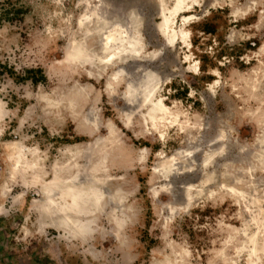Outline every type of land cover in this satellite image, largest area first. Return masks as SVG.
<instances>
[{"label":"clouds","instance_id":"clouds-1","mask_svg":"<svg viewBox=\"0 0 264 264\" xmlns=\"http://www.w3.org/2000/svg\"><path fill=\"white\" fill-rule=\"evenodd\" d=\"M11 4L0 64L36 82L0 78L6 251L39 250L44 264H264V0H187L186 42L158 37L136 78L108 43L105 0ZM208 98L228 102L215 132ZM68 213L84 222L69 227Z\"/></svg>","mask_w":264,"mask_h":264},{"label":"rangeland","instance_id":"rangeland-1","mask_svg":"<svg viewBox=\"0 0 264 264\" xmlns=\"http://www.w3.org/2000/svg\"><path fill=\"white\" fill-rule=\"evenodd\" d=\"M125 1L129 2L132 6L133 5L135 6L136 2L139 0H125ZM132 2H134V4ZM139 2H141V4H144V5L148 4L147 10H146L147 16H143V14L140 12L141 9L136 7V6L135 7L134 6L133 7H131V6L124 7L125 3L121 4L120 0H116L113 2L107 3V5H105V7L103 9V14L106 16L107 20H109L108 23L110 25V28H112L115 24H119V23H121V25L127 24L128 21H126L123 18L124 14H125L124 17H128V18L133 19L131 14H132V12H134V19L136 18L140 24H143V25H141V31L143 33L142 46L144 49H143V55L141 56V58H139V60H141L139 62H143L142 59L147 57L150 52L154 51L156 46L159 44V39H157V38H155L153 40L149 39V36L147 34V29H149L150 28L149 26H151V25L152 26L153 25H157V26L160 25L163 22V17H162L160 10H159L160 6H161L160 3H159V5H157L154 0H153V2H152V0H145V1L140 0ZM143 2H145V3H143ZM5 4H6V6L0 5V9H2V12H0V26H2V23L4 21H7L9 23H14L15 20L19 19V10H17L11 4V0H5ZM165 4L166 5L168 4L167 5L168 8L170 10H172L176 5V0H165ZM190 16H191L190 12L180 14L177 17V22H176L175 28L177 30H181L184 26L183 17H190ZM85 19H87V17H85ZM189 23H186V25ZM145 26L147 27L146 29H145ZM54 27H55V25H54ZM112 30L113 29H111V31ZM40 32L41 33L44 32L43 27L40 28ZM159 34H160L159 31H157V37L162 36L161 34L160 35ZM22 39L24 40L25 44L29 43V40L26 36H22ZM61 43H63V42L61 41ZM4 55L6 57V54H4ZM17 55H19V54H17ZM189 59H191V58L189 57ZM195 68H197V70H198L199 66L195 65V64L191 65L192 71H196ZM25 71H27V70H25ZM5 74H7V76L9 78H15L17 83H25L27 80L26 77H28V75L31 78L35 75V74L32 75V74L27 73L26 77L21 78V77L17 76L14 68L8 67L7 63L0 64V78H3L5 76ZM31 78H28V79H31ZM41 79H42V77H41ZM206 104H207V122H206V124H210L213 132H215V130L221 126L220 121L217 117V113L222 114L225 119H230V115H229V113L227 111V107H226L228 102H219V101L212 100L211 98H208ZM225 129L227 130L226 126H225ZM205 135H207V134H205ZM168 157H171L170 154H168L167 152H162L160 157L156 160V166L159 167L160 164L162 163V161L165 158L167 159ZM201 157L203 160V153H202ZM113 207H115V206L109 205L108 211H110ZM5 232H7V236L5 235ZM12 235H14V233H12L9 229L4 227L3 225H0V264H21V260H22L23 264H44V258L40 254L39 250H33L30 255L23 256V257H15V256H12L10 253H8L6 251L8 244L10 243L8 238L11 237Z\"/></svg>","mask_w":264,"mask_h":264},{"label":"bare ground","instance_id":"bare-ground-1","mask_svg":"<svg viewBox=\"0 0 264 264\" xmlns=\"http://www.w3.org/2000/svg\"><path fill=\"white\" fill-rule=\"evenodd\" d=\"M113 1H116V0H105V5H107V3L113 2ZM120 1H121V4H123V3L126 4V5L124 4V7H127V6L133 7L134 6V5L132 6L129 2H126L125 0H120ZM139 1L136 2L135 6L141 9L140 12L143 14V16H147L146 10H147L148 4L144 5V4H141V2H139ZM152 2H153V0H152ZM132 3L134 4V2H132ZM143 3H145V2H143ZM186 3H187V0H176L175 7L172 10H170L167 6L168 4L167 5L165 4V0H160L161 6H160L159 10L162 14L163 22L158 26L157 25L149 26L150 28L147 29V34L149 36V39L150 40H153L155 38L158 39L157 31H159V33L162 36H166V37L171 38L172 42H176V40L181 39V38L185 39V42H186V38L183 36L182 31L177 30L175 28V25L177 22V17L180 14L189 12L185 7ZM131 15H132L133 19L128 18V17H124L125 14L123 16V18L126 21H128L127 24L124 23L125 25H121V23H119V24H115L111 28L113 30L110 31V35L108 37V43H109V45H116V46H118V48L123 49V56L125 58H127V63L122 65V67L125 69V71L128 75L132 76L133 78H136L138 70L141 67L146 66L148 61L146 59H142L143 62H139V61H141V60H139V58H141V56L143 55V49H144L142 46L143 33L141 31V25H143V24H140L136 18L134 19V12H132ZM107 21H109V20H107ZM190 21H191V16L190 17H183L184 25H186V23H189ZM146 28L147 27L145 26V29ZM81 54H86V53L81 52ZM195 70L197 71V68H195ZM202 153L203 152L194 154L192 156V159L188 162L189 165H191V163L193 161L197 165L201 164L202 163V157H201ZM170 160H171V157H168L167 159L165 158L159 167L162 169L166 168V166L168 165ZM63 219L71 221V223L69 224V227H72L77 222H80V223L84 222L83 218L76 217L74 213L65 214Z\"/></svg>","mask_w":264,"mask_h":264},{"label":"trees","instance_id":"trees-1","mask_svg":"<svg viewBox=\"0 0 264 264\" xmlns=\"http://www.w3.org/2000/svg\"><path fill=\"white\" fill-rule=\"evenodd\" d=\"M28 74H34V73H32V72H28ZM27 79L28 78H31V77H29V75H28V77H26ZM33 81H34V83L36 82V76L34 75L32 78H31Z\"/></svg>","mask_w":264,"mask_h":264},{"label":"crops","instance_id":"crops-1","mask_svg":"<svg viewBox=\"0 0 264 264\" xmlns=\"http://www.w3.org/2000/svg\"><path fill=\"white\" fill-rule=\"evenodd\" d=\"M5 233H7V232H5Z\"/></svg>","mask_w":264,"mask_h":264}]
</instances>
